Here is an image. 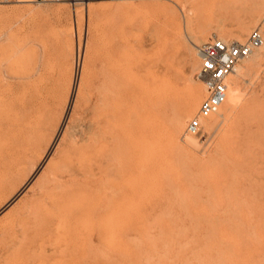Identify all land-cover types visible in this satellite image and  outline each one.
<instances>
[{
    "label": "rangeland",
    "instance_id": "374dc122",
    "mask_svg": "<svg viewBox=\"0 0 264 264\" xmlns=\"http://www.w3.org/2000/svg\"><path fill=\"white\" fill-rule=\"evenodd\" d=\"M92 1L93 3H90L88 5L87 3L81 0L80 2L79 0H44V1L0 0V59H2L0 61L1 63L0 67L3 66L1 67L2 71H0V79L3 81L4 84L5 82L6 84L9 83L8 85H12V83L14 82L15 85L13 86L17 87L19 83V82L17 83L18 78L14 76L15 71L17 70L15 69V67L17 66L18 73L17 75L15 74L16 76H19L22 73H26L29 70H35V72H37V70L43 72L46 71L47 75L50 77L53 84V90H52L53 94H52V103H51L53 105L50 106V109L53 107L52 108L53 112L52 110L49 109L47 116L48 117L50 116L51 118H48L46 116L47 118H45L44 121L45 124L44 123L42 124L44 125L42 128L43 130L40 128L41 130H39L38 133L41 136L38 137L36 136V138L34 139V140L39 139L37 140V144H35L37 148L35 145H34L35 147L33 146V144L36 143V141L33 140L32 142L34 143L32 142L30 143L32 144V146L29 145L28 151H30V149H33L31 147H34V149L33 151H31L32 153L28 151L22 153L28 155L27 157H25V155H21V157L22 156L25 157V158L22 157V159L24 160L20 158V161L22 160V163L18 162L17 166H15L16 168H12L11 171L9 169V172L6 169L5 170L3 169L4 171L0 170V264H77V263L78 264L80 263L81 264L84 263L85 264H188V263L195 264L196 262H197L196 264H202L203 262L206 264L207 260L209 261V262L207 261V263L209 264H212L210 262H213L214 260H216L215 262L218 261L216 264H218L220 261L225 262V260H227V263L230 264H237L238 262H240L238 264H241L244 260L245 261L243 264H248V263L254 264L255 261L257 262L259 261L258 263L264 264L261 263L264 262V245L262 244L264 239L263 236L264 225H262L264 224L263 222L264 212H262V209H264L263 206L264 199H261L262 202H259L260 198L262 197L264 198V183H263L264 182V165H263L264 150L262 149L264 145L263 146L260 145L261 143L264 144L263 141L264 133L262 135L263 140L262 137L260 140L261 143L259 141L260 144L255 143L253 145L255 150L253 149V146L252 148H250L253 150V152L255 151L254 153L252 152V150H251L252 153H249V151L247 150L248 151V152L246 151L247 153L246 152L240 153L239 156L235 155L236 157L231 156V159L227 155L228 148L233 143H235V141L239 140L243 136L242 131L244 132V129H246V126L248 125L249 121L256 119L255 117H257L258 115H262V114L264 115L263 113L264 107L262 106H260L261 108L259 107V105L264 106V104H262L264 103L263 102L264 101L263 98L264 97V93H263L264 92L263 90L264 89V55H261L264 54L263 53L264 46H262L263 48L259 47L261 48L260 50L255 49V52H257L258 55L256 54L255 57L254 56L247 57V59L243 60L244 62L242 61L240 63V65L243 66V68L245 69L242 75L241 76L239 75L240 81L242 80L241 81V87L243 92L242 103L243 104L246 103L248 105L253 106L255 104V100L259 99L258 102L256 101L254 107L251 106L252 108L250 107L251 108L250 109L249 106L247 107V105H245V108L244 109L242 108L244 110L243 111L240 107V105L241 106L243 105L241 103L235 109L236 112L232 114L231 117H233V119H231V117L228 120H222V121L220 120L222 119V117L216 119L212 117L210 119H207L205 122L206 124H204L203 132L200 135L191 136L192 134L191 135L188 134L185 129L187 122L195 114L191 118L186 119L185 128L183 129V131H181L182 133L180 132L175 133L177 134L176 135L177 137L174 136L175 134H173V132H171L172 133L171 135V133L167 131V133L171 137L167 133H165L166 130H168L167 127L169 128L171 127L170 120L163 121L166 122V125L168 123L166 127L164 125L165 123L163 122H161L162 125L160 126L158 125L160 124V121H162L159 120L161 118H159L158 116L161 115L167 103L166 96L168 94L165 93H169V86L171 85V83L175 84L174 81L178 82L179 80L178 86L182 87L183 85L191 81L192 82L196 81L197 85L200 83L201 85H203L202 87L204 88V84L198 78L200 60L199 59L197 60V58H199L197 54V46H199L200 43L202 44L203 42L207 41L209 38L213 36H219L221 38L226 37L225 39H236V37H234V34L237 32V30L241 28L244 29L247 34L246 36H244L242 39L239 40L242 41L246 39L250 31L254 27L260 25L263 21L264 1H259L257 4H253L254 5L253 7H255L254 9L256 8L259 9L257 10L259 11L258 19L256 20L257 22H255V24L253 23L254 25L249 23L248 15L242 13L249 7V4L246 2H242L241 0H226V1L222 0L223 2L220 0H196V1L195 0H173V1L92 0ZM99 3H100L99 8H101L100 10L103 9L100 12L97 9L98 6L96 7V4L98 5ZM104 3L108 5L110 3L112 6L106 5L107 7L106 8ZM92 4H95L93 6H95L96 8L93 7ZM102 4H104V6ZM101 5L106 9L110 7L111 8L106 10L105 8H102ZM170 6H173L174 8L172 7L170 8ZM260 10H262L263 12ZM95 11H98L97 14L96 13L93 14ZM170 11L173 14H170L169 13ZM79 14H81L80 15L82 16L81 18L80 16H78ZM170 15L173 16L176 15V16L173 17ZM168 16L171 18H169ZM164 17L166 19H164ZM77 18H79V20ZM157 18H159L160 20L159 19L157 20ZM172 18L175 20H173ZM159 21L162 23V25L160 24ZM166 21L168 24H166ZM40 22L42 26L39 25ZM169 22L172 23L169 24ZM220 22L225 24L223 25L224 30H221L222 24ZM247 23L250 24L249 25L250 27L246 25ZM35 25L36 26L38 25L37 27L39 28H37ZM204 27L205 28L207 27L206 29L209 30V31L207 30V33L210 32V29L211 32L209 33V35L206 34L207 37L205 36L204 40L198 43L195 42V40L193 39L194 33L198 29ZM245 28L248 30H246ZM222 31L227 36L223 37L224 34L220 35L221 34L220 32ZM62 39L63 42L66 41L64 42L66 44L60 41ZM191 39L192 41H190ZM2 43L4 46L2 45ZM57 45H59L60 48L61 47L62 48L60 49L59 46ZM61 45H65V47L63 48V46ZM66 46L69 48H66ZM189 46L192 47L194 46V50H195L194 53L189 52V50L187 49ZM53 47L55 48V50ZM185 49L187 51H185ZM46 52H51L53 55L51 53H48V56L50 54L51 55L49 56L50 59L52 58V56L54 59L53 58L51 59L52 61H50V63L45 68V70L42 67L38 69L37 64L39 61L37 59V55L40 58L42 54H45ZM34 55L36 56L37 62L33 57ZM189 56H191V60L189 59L190 58ZM12 58H14L15 61ZM33 58L35 61L33 60ZM5 59L7 60L4 61ZM20 59L23 60L20 61ZM251 59H253L252 60L253 62L251 61ZM9 60L10 62L12 61L11 62L12 66L14 65L13 63L17 61L14 67L11 66L12 72L10 71V67L8 65L10 63ZM188 60H190V62ZM196 60L198 62H196ZM2 61H4V63ZM191 61L194 62L191 63ZM33 62L36 63L34 64ZM186 62L189 63L187 64ZM186 64L188 67L185 66ZM248 64H252L251 65L252 67H250V65L247 66ZM120 65H124V67L126 68V72H125L126 75L124 77L125 85L123 86L122 84L121 87H123V89L121 88V90L123 91L125 89L124 87H126L125 90L127 92H125V90L124 92L125 95H127L128 92H130V89H132V95L129 97V99L131 97L132 98L130 100L127 99L126 101L121 97L122 100L121 101L120 97L118 100V97L116 95H110V97L109 98L107 97L106 100L104 101L108 103L111 102L110 104L112 106L111 107L112 109H114L115 106L117 105L116 104L117 101H120L122 105L120 109L123 107L121 110L120 109L118 110L119 113H117L116 116L113 115L112 118H110L111 123H109L108 126L106 127L107 129H105L104 136L103 135L99 136V140L101 138L103 139V137H108L113 139L112 142L110 141L111 144L109 142L108 145L109 146L112 145L115 147H112L111 149V146L110 147L108 146L109 148L105 149L102 154V155L104 154L106 155L107 153L106 157H104L105 155L103 157H104V161L106 159L105 161L106 164L108 162V167L110 169L107 171L104 169L103 170L104 172L102 171L101 173L102 175H100L101 177L98 175V177H96L91 182L92 187L91 186L87 187L81 195L77 197H71L69 198V200L65 198L66 200H68V201L65 200L66 201L65 203L64 199H62L63 198L62 196L65 197L66 194L64 193L65 190L68 189L70 185L72 186L73 182H76L77 180L74 179L73 177L65 176L63 178V181H65L68 186H64L63 189L57 187L52 188V186L50 185L51 184L53 185V183L55 182L53 176L55 175V172L58 170V168L56 169L55 167L56 163L57 162L59 163L61 160L62 162H65L67 164L79 166L81 164H84V162L88 161V155L85 154L83 156V153H81V151H83V149L85 151L88 148V144L90 145L93 143H88V141L82 138L83 137L82 130L91 121L94 115H96L98 112H104V109L103 108L101 109V107H99V104L103 103L102 100L100 99L101 98L100 92H102L103 89L102 87L104 86L106 80L108 81V77H106V72L109 71V73L112 74L114 69ZM126 66H128V69ZM6 67L9 69H7ZM35 67L37 68L35 69ZM248 69H250V73ZM19 70L21 72H19ZM5 72L8 74H5ZM152 72H154V74ZM109 73L107 72V76L109 75ZM158 73L161 74L162 77L164 78L159 77L161 75H159ZM185 74L186 76H184ZM188 74L189 75L193 74V75L190 77ZM10 75L11 76L13 75L14 77L13 76L11 77ZM111 76H113V74ZM154 76L155 78H153ZM234 76L236 75H232L231 77H229L230 83H232L233 80L232 77ZM3 77H5L7 80L9 79V81H5L6 79L5 78L3 79ZM184 77L187 78V81L184 80L185 79ZM149 78H152L153 81L152 79L151 81H149ZM158 78L162 79L160 80L161 83L160 81H158L157 84L159 86H155V85L153 86L152 84H156V82H154L155 79ZM189 78L190 80L191 79L193 80L190 81ZM11 79H13V81ZM163 79L165 81L169 80V82H167V85L166 82L164 83ZM171 81H173L174 83ZM140 82H142L143 83L142 85L144 86H142ZM148 82L150 83L152 82L151 84L152 86L148 85L149 86L148 87L147 84H150ZM182 82H184V84ZM161 84L164 90L163 89L157 90L158 88H162V86H160ZM139 86H142V88ZM146 86L147 89L145 88ZM20 87L21 86H19L18 89L21 90L18 91L16 89L15 93L13 91L6 92L5 90H3L4 93L6 94L0 95L1 97L0 103L2 104L3 102L2 105H5V103L7 104L8 102H12L14 100H17L14 101L16 103L18 102V100H21V97L22 99H24L23 97H26L28 93L25 92L26 90L22 91L24 89ZM202 87L200 86V88ZM139 88H141L142 91H140L141 89ZM148 88L149 90L151 89L152 91H154V93L156 91V94L159 91H161L162 92L161 94L160 92L158 93L160 94V96H162L161 99L154 98L156 96L160 98V96L155 95L154 93H152L151 90H150L151 92H149ZM203 88L201 89V92L203 91L202 93L204 94L202 95L205 96V88L204 90ZM136 89H138L139 91ZM145 89L147 93L145 92ZM133 90L134 93L136 92V95H134ZM252 90L254 91L256 90L258 92L257 93L255 91L257 95L254 94ZM10 92H12L14 97H12L13 95ZM137 92L139 93V96ZM251 92H253V94H250ZM148 93H149V97L151 96L150 98L147 97ZM141 94L142 96H140ZM202 95L201 98L203 99L204 96L202 97ZM163 96H165V99L163 98ZM259 96H261L260 97L261 99L259 98ZM139 97L141 98L144 97V99H140ZM162 98L164 99V101L162 100ZM249 98L250 99L256 98V99L250 100ZM202 99L200 100L202 101ZM245 100H247L248 102H246ZM252 100L254 101V103ZM259 101L261 104L259 103ZM97 106L99 107V109ZM256 107H258V109L259 108L261 109V110L259 109L261 113L258 111ZM111 108L110 111H112ZM146 108L147 111L149 110L148 112L150 113V115L151 113L154 114L153 116L154 118L156 116L155 113L156 110L157 112L156 117L159 118V119L152 118L154 120L150 121L151 126L148 124L149 122H145L147 121V119L152 120L149 119L152 117V115L151 117H148L150 116L149 113L147 111L145 112ZM254 108L255 110H253ZM245 109L248 112L252 110L253 111L250 112L251 114L250 113L248 114ZM245 111H246V115L244 114ZM20 112L21 109L16 108V110L13 111L12 113H8L4 116L0 115V121L2 122V123L0 122V130L4 131L5 133L7 124L4 123L3 121L7 120L8 116H18ZM49 112H52L53 114ZM142 113L145 114V116L147 113L148 114L145 117L143 116ZM128 114L129 115L135 114L136 116L131 115L132 116L131 117ZM138 114H141V116ZM240 115L243 116L245 115L244 116L245 118H243V116ZM249 115H253V116H249ZM139 116L140 118H138ZM135 117L139 119L138 122ZM249 117L251 119H248ZM3 118L5 120H3ZM130 118L136 119L134 124H136V126H139L137 127V129L138 128L140 129V131L138 130L139 134L144 129L141 135L143 134V132L146 131L147 133L149 132L148 136H150L149 138L147 137L148 139L143 138L136 143L137 145L135 146L136 154L134 156L137 155L138 157L133 156L134 158H132L133 168L137 170L135 171L134 169L133 173L135 172L136 174L138 173L139 176L141 175L140 177L138 176L140 179H136L137 175H135L134 173V176L130 175L132 177L127 176L121 180L122 183L123 180L125 182V184L121 183L123 186L124 185L126 186V181L128 184L127 186H130L131 183H134L131 185V186L134 185L136 187L134 189L133 186L134 190L137 189V186L138 187L142 186L141 188L137 189L140 191L137 190L134 191L137 193L139 192V194L137 195V193H135L134 195H136V197L134 196L135 199L133 198V203L132 202L129 203L130 207H132L134 210L132 208L130 209L128 203L124 205L126 209L129 207L127 211H125L126 209L124 208L122 209V213L126 212L127 215L131 212L130 216L133 218V221L129 223L127 222L126 219H123L126 218L125 215L126 213H124L123 214L124 216L122 215L118 217L119 221L122 219L121 222H118V220H116L118 223L115 222L116 226H114L115 223L112 224L111 223L112 220H109L112 218L108 214L104 213L106 215L102 214V216H99L100 218L97 217V219H100L101 222L99 220H96L95 218L94 222L93 220L90 222L86 221L85 224L84 222H82L84 221V219H82L83 215H81V212L82 211L87 212L89 208L91 209L92 206L94 207L96 203L98 204L99 202L102 203L103 201H105L107 199L106 196L114 194L115 190L112 191L114 189L112 182L115 179H113L112 181L110 175H115V177L112 176V178H116L117 175L116 172L114 171L120 169V167H122L123 165L124 166L127 165L126 160H128L129 158H125V155L122 156L123 154L126 153L122 151L120 152V148H121L120 146H122L120 145V143L123 144V146L125 145L123 139L124 141H126L125 138L127 135L125 134L126 133L128 134V131L130 130L129 128L131 127V122H134V119L133 121H131ZM140 119L141 120L143 119L142 120L143 123L142 121H140ZM213 119H215L214 122L216 123V126L210 128L208 127V124L211 123V121L213 122ZM155 120L158 124L155 123ZM47 121L49 122V124ZM128 123L130 124V126L128 125ZM138 123L141 124L139 125ZM145 123L148 126L147 127L145 125L147 130L143 128L145 127L143 126ZM152 124L153 125L157 124L156 126H159L158 129L155 127V125L153 126ZM228 124H230V126H228ZM121 125L124 127H121ZM126 125L127 127L129 126L128 129L127 127H125ZM140 126L143 129H141ZM161 127H164L166 129ZM148 128H151V130L156 128L155 129L156 131L155 130L154 131L155 132L158 131L162 135L160 136V134L157 133L159 135L156 136V133L154 131H151L150 129L148 131ZM224 128H227V130L225 129L226 132L224 131ZM124 129L125 131L127 130V132H124ZM229 129H230V133L228 132ZM232 129L233 131L239 130V132L240 131L241 132L240 133L238 132L237 134L235 131L234 134L233 132H231ZM151 132H153V134L150 135ZM165 134H167L169 137L168 136L165 137ZM7 135L8 133L1 135L0 137L1 147L2 146L7 147V145L9 146V144L12 143L11 138H9ZM121 135H125V136H121ZM152 135L156 136L157 138L151 137ZM121 137L123 138L121 139ZM188 137L195 138L197 142L196 143L190 142ZM178 138L180 140H178ZM231 138H233V140H231ZM149 139H153V141ZM149 141L150 143H148L147 145V142ZM188 144L191 145L189 146ZM139 145L143 146L142 148L144 149V151L148 150V152H145L147 153V157H150L151 155L152 157L154 155H157V160L159 161L162 160L163 162L161 161L158 163V161L154 159L155 158L154 156L153 160L156 161V168H154V166L152 165L154 162L152 161V157L149 158L150 160H147L148 158L145 156L146 154L143 152V150H141V147H139ZM259 145L262 147H260ZM145 146L146 148H144ZM106 150L107 151L109 150L111 152L109 151L105 152ZM138 150L140 152H137ZM216 150L218 151L217 153ZM258 150L260 152H258ZM116 151L117 152L119 151L118 152L119 155ZM261 152L263 153L261 154ZM159 156H161V158L163 159L161 158L159 159L158 158ZM212 156L216 158V161L213 160L215 158L214 157L212 158ZM241 156H243L244 158ZM237 157L239 160L237 159ZM239 157L243 159H240ZM233 159H237V160L234 161ZM124 160L126 161V163ZM138 160L139 161L141 160L143 163L142 162L139 163ZM241 161L244 164L241 163ZM52 162L55 164V166ZM113 162L114 165L111 164ZM217 162H221V163L218 164ZM118 163L120 166L117 165ZM59 164L57 165V167L59 166ZM137 164L138 165L141 164L139 165L140 167L136 168V166H138ZM144 165L145 166L147 165L148 167L147 168L142 167ZM260 165L262 166L260 167ZM226 166L228 168H226ZM252 166L255 167L253 168ZM240 167L242 168L240 169ZM257 167L258 168L260 167L261 169L260 168L258 169ZM255 168L257 169V171ZM236 169L237 171H235ZM141 170L142 172H138ZM149 170L151 171L149 172ZM143 171L146 174H144ZM233 171L237 173L233 174ZM107 172L110 174H108ZM148 173L150 174L147 175ZM223 174L225 175L222 176ZM216 175H218V178ZM144 177L148 182L144 180ZM135 180L137 182H135ZM215 180L218 181V183ZM107 182L108 184H106ZM48 185L49 187H47ZM97 185L100 186L98 187ZM247 187L249 188V191H247L248 190ZM108 188L109 191H107ZM244 188H246L247 190L245 191ZM247 192L248 194H250L251 192H253L254 194L251 193L250 196H247L248 195ZM252 195L255 196V198H257L259 195L258 197L259 199L257 198L258 200L255 199L254 201L253 200L254 197H252ZM102 196L103 197L105 196L104 197L105 199ZM243 196L246 197L244 198ZM60 197H62L61 198L62 200L59 199L60 201H57L58 198ZM100 197L103 200L102 202ZM98 199L100 200L99 202ZM251 200H253V202ZM36 201L39 208L37 204H34L36 203ZM55 201H57V204ZM249 203L250 205L248 206ZM259 203L260 204L263 203L262 206ZM40 204L43 206L41 207ZM48 204H51L52 206L51 205L49 206ZM97 204L96 206H99V204L98 205ZM255 205L258 206L256 207ZM57 206L58 207L61 206V207L58 209ZM83 206L85 209H81L83 208ZM34 207H36L37 209H35ZM53 207L56 208L57 210L54 209L55 211H53L52 210ZM260 207H262V209H260ZM40 208H43L42 210L45 212V215ZM46 208H48V210ZM253 208L254 210H252ZM33 209L34 211L32 212ZM258 209H260L261 212H259ZM132 210L133 213L135 212V214H132ZM235 210L236 211L238 210L239 213L235 212ZM247 210L248 213L246 214ZM49 211L51 212V214ZM34 212H39V213H34ZM83 212L82 214H84ZM40 214L43 216H41ZM72 214L76 215L77 217L73 216ZM241 214H243L246 220L242 217ZM35 215L36 216L40 215V216L34 217ZM247 215H249L248 216L249 219L247 218ZM45 216L47 217V219H45L46 218ZM103 216L104 217L106 216L105 217L106 219ZM234 216L237 218L235 219L230 218ZM39 217L40 219L41 218L43 219L40 220L38 219ZM101 217L104 218L106 221L104 219L102 221ZM75 218H77L76 220L78 221L80 219L79 221L80 224L77 225V223L79 222L76 221ZM134 218L136 223L134 222ZM242 219L244 221H248V220L251 221L250 223H248L249 221L245 222L246 223L245 225L244 221L241 222ZM233 220H235V224H233L234 223ZM230 221L233 222L231 223ZM256 221L259 223L257 224ZM104 222L106 225H100L101 223L103 224ZM127 223L128 225H126ZM93 224L95 225L94 227ZM107 224L109 225L112 224V228L115 227L113 229L116 231L118 230L119 225L121 224L122 227L120 226L121 229L118 230V233H120V236L122 235L123 237H125V238H123L122 236L120 237V239H123L125 242H123V240H120L122 241V243H120L119 241L118 242L119 244H115L116 246H113L111 243L107 242L106 240H100V242H98L99 241L98 235L96 234L94 229L97 228L99 229L101 228V226L102 227L108 226ZM222 224L224 226L226 225L225 226L226 229L229 227V229L231 231L233 230L234 232L228 231L231 232V234L227 233V230L229 229L222 232L223 229H225ZM86 225L89 228H91L90 226H92L93 228H91L88 231ZM131 225L133 228L136 229V231L134 229L135 232L133 231V228L130 229L129 226ZM234 225H236L235 228L231 229L233 228ZM249 225L250 228L246 227ZM124 226L125 227L127 226L126 227L127 231L125 228L126 232L123 229ZM230 226L232 227L230 228ZM239 226L241 227V229ZM80 227L81 228L83 227L84 229L82 228L81 230ZM92 229L93 231H91ZM210 229L212 233L210 232ZM220 229H222V231ZM235 229L239 231H235ZM243 229L244 232L241 233ZM258 229H260L259 232ZM84 230L88 234H86ZM122 230L123 232H120ZM212 230L214 231V233ZM90 231L93 233H91ZM250 231L252 232L250 233ZM220 232L222 234L225 232L227 233V234L225 233V235L223 234L224 236H226L224 240H222L224 236L222 237ZM260 232H262V234ZM235 233L238 236L237 238H239L238 240L236 238ZM258 233H260L259 234L260 236L258 235ZM210 234L211 235L214 234V236L213 235L209 236ZM232 234L233 235L235 234L234 235L235 237L233 236L227 237V235L231 236ZM247 234L248 236L250 235L252 237L251 242L250 240H248L250 239V236L248 238L246 237ZM253 234L260 239L257 240V238L253 236ZM131 235H133L134 237ZM128 237L131 239H129ZM241 237H243V239L245 238L244 240L249 241L250 245H252L255 242H257V245L255 243L252 245L253 246L252 247L250 245H247L249 243L245 241L247 247H249L247 248L245 247L246 245L243 244L244 240ZM90 238H92V241ZM226 238L228 240L234 239L235 245L237 244V241L238 243H240V245L242 242L243 245V246L241 245L242 249L240 250L238 248L239 246L238 244L236 245L237 247L232 244V247L235 249H233L231 246L229 247L232 241L231 240L228 241ZM88 239L90 241H88ZM216 240L218 241L217 243ZM253 240L255 242H253ZM87 241L89 243H87ZM102 241L106 245L108 243L109 247L110 245H112L113 248L116 247L117 249L116 248L112 249L111 248L112 246L108 249V246L106 245H104V247L105 246L106 247L103 248L101 246ZM212 242H213L212 244L213 248L210 245ZM220 243H223L221 244L223 245V247L226 244L228 246L226 245L222 249L221 248L222 246H219ZM86 244L89 245L94 244L90 248L93 247L95 248V246L97 245L96 248L97 249L99 248L98 249L99 251L94 248L91 249L92 251L89 250L90 249L88 248L89 245ZM206 244L209 245L208 248L210 249L211 256L209 255V249L206 250L205 252V249H207ZM258 245L260 247H256ZM202 246H205L204 250ZM85 247H87L86 248L87 252L85 251V249H83ZM228 247H229L228 250L225 249ZM106 248L108 249L109 252L107 251ZM236 248H238L239 250ZM200 249H202V251ZM245 249L246 250L250 249V252L248 250L247 252ZM93 250H95L94 254L89 255L91 257L93 256V258L91 259V257L88 256V254L93 253ZM229 250L231 251L229 252ZM232 250L234 253L236 252L233 255L230 254ZM218 251L220 252L222 251V252L220 253ZM95 253L97 254L99 253V254L97 255ZM102 253L104 255H102ZM195 253H197L196 254L197 258L195 257L196 256ZM219 253L221 254V256ZM248 253L249 254L251 253L250 254L251 256L249 255L250 258L247 257ZM83 254H85V257H83L84 256ZM199 254H201L200 255L201 258L199 257ZM216 254L217 255L219 254L217 256V258H219L218 260L216 258ZM99 255L101 256V258L102 257L103 258L99 259L98 258L100 257ZM208 255L210 257H208ZM222 255L224 256L222 257ZM225 256L226 257L228 256V258H226ZM230 256L232 257V259H234V262L236 260V263L232 261ZM238 256H239V260H237ZM241 256L243 257V259H241L242 258ZM81 257H83V259ZM211 257L212 259L210 261L209 258ZM97 258L99 261L100 260L101 261L100 262L97 261ZM187 258H189L188 260L191 263L185 260ZM222 258H224V260ZM259 258L261 259L258 260ZM81 259L84 261H82ZM85 259L87 260L86 262ZM199 259H202L204 261L202 260L199 261ZM240 259L243 261H240ZM252 259L254 260L257 259V260L252 261ZM79 260H81L82 262L81 261L79 262ZM185 261L187 263H185ZM215 262H213V264H215ZM227 263L225 262L224 264Z\"/></svg>",
    "mask_w": 264,
    "mask_h": 264
},
{
    "label": "bare ground",
    "instance_id": "6f19581e",
    "mask_svg": "<svg viewBox=\"0 0 264 264\" xmlns=\"http://www.w3.org/2000/svg\"><path fill=\"white\" fill-rule=\"evenodd\" d=\"M23 1H26V0H23ZM81 1H83V2H85V3H87L88 5L90 4V3H93V1L92 0H81ZM196 1V0H195ZM220 1H222V0H220ZM226 1V0H225ZM242 2H246V3H248L249 4V7L244 11V12H242V13H244L245 15H248V17H249V23L250 24H255V22H257L256 20L258 19V13H259V11H257V10H259V9H254L255 7H253L254 5L253 4H257L259 1H264V0H241ZM79 2H80V0H79ZM191 2V1H190ZM223 2V1H222ZM101 3V2H100ZM100 3L97 5L96 4V7L98 6V10H99V12L100 11H102V10H100L101 8H99L100 6ZM192 3H194V2H192ZM105 4V3H104ZM104 4H102L103 6H104ZM261 4V3H260ZM259 4V5H260ZM264 4V3H263ZM93 5H95V4H92V6ZM102 5H101V7H102ZM106 5H108V4H105V7H106ZM109 5L110 6H112L110 3H109ZM108 5V6H109ZM89 7V6H88ZM93 7H95V6H93ZM92 7V8H93ZM95 7V8H96ZM105 7H102V8H105ZM174 8L173 6H170V8ZM107 8V7H106ZM105 8V9H106ZM111 8V7H110ZM110 8H108V9H110ZM169 8V7H168ZM108 9H106V10H108ZM263 9V8H262ZM96 10V9H95ZM171 10V9H170ZM264 10V9H263ZM166 11H167V9H166ZM174 11V10H173ZM175 11H176V9H175ZM174 11V12H175ZM260 11H262V10H260ZM91 12V11H90ZM97 12L98 11H95L93 14H97ZM263 12V11H262ZM262 12H260V13H262ZM102 13V12H101ZM101 13H99V14H101ZM170 14H173L171 11L169 12ZM81 14H79L78 16H80ZM166 16H167V14H166ZM170 16H173V15H170ZM174 16H176V15H174ZM173 16V17H174ZM82 16H80V18H81ZM169 17V16H168ZM167 17V18H168ZM178 17V16H177ZM160 18V17H159ZM159 18H157V20L159 19ZM169 18H171V17H169ZM78 20H79V18H77ZM161 19H162V17H161ZM164 19H166L165 17H164ZM173 19V18H172ZM178 19V18H177ZM156 20V21H157ZM160 20V19H159ZM169 20V19H168ZM167 20V21H168ZM173 20H175V19H173ZM172 20V21H173ZM167 21H166V24H168L167 23ZM44 22V21H43ZM160 22V21H159ZM174 22V21H173ZM176 22V21H175ZM247 22V21H246ZM45 23V22H44ZM80 23V22H79ZM172 22H169V24H171ZM221 23V22H220ZM38 24V23H37ZM160 24L162 25V23L160 22ZM165 24V25H166ZM222 24V27H221V30H224V26L223 25H225V24H223V23H221ZM250 24H246V25H250ZM253 24V25H254ZM32 25H33V23H32ZM39 25H41V22H40V24ZM45 25V24H44ZM43 25V26H44ZM245 25V26H246ZM36 26V25H35ZM34 26V27H35ZM38 26V25H37ZM36 26V27H37ZM42 26V25H41ZM45 27V26H44ZM43 27V28H44ZM247 27V26H246ZM250 27V26H249ZM37 28H39V27H37ZM42 28V27H41ZM207 28V27H206ZM205 27L204 28H200V29H198L195 33H194V40H195V42H200V41H202V40H204V37L206 36L207 37V35L206 34H208L209 35V33L211 32V29H210V32L209 33H207V30L208 29H206ZM208 28H210V27H208ZM219 28V27H218ZM220 29V28H219ZM246 29V28H245ZM41 30V29H40ZM216 30V29H215ZM246 30H248V29H246ZM264 30V29H263ZM209 31V30H208ZM219 31V30H218ZM223 32V31H222ZM222 32H220L219 34L220 35H222V34H224V36L223 37H225V36H227L224 32L222 33ZM248 32V31H247ZM64 34V33H63ZM218 34V33H217ZM246 31L244 30V29H239V30H237V32L234 34V37H236V39L238 38V40L239 39H242L244 36H246ZM61 35V34H60ZM59 35V36H60ZM67 36H69V35H67ZM61 37H63V36H61ZM66 37V36H65ZM226 38V37H225ZM232 38V37H231ZM71 40V39H70ZM193 40V41H194ZM245 40V39H244ZM57 41H58V39H57ZM60 41H62L63 42V39L62 40H60ZM59 41V42H60ZM190 41H192V39L190 40ZM243 41V40H242ZM64 42H66V41H64ZM63 42V43H64ZM72 43V42H71ZM192 43V42H191ZM196 43V44H197ZM64 44H66V43H64ZM68 44V43H67ZM201 44V43H200ZM2 45H3V43H2ZM189 45H190V43H189ZM4 46V45H3ZM55 46V45H54ZM57 46H59V45H57ZM56 46V47H57ZM61 46H63V48L65 47V45H61ZM115 46V45H114ZM188 46V45H187ZM262 46H264V45H262ZM261 46V47H262ZM196 47V46H195ZM198 47V46H197ZM54 48V47H53ZM59 48H60V46H59ZM62 48V47H61ZM60 48V49H61ZM66 48H69V47H67L66 46ZM71 48V47H70ZM185 48H186V46H185ZM263 48V47H262ZM56 49H58V48H56ZM188 50H189V52H191V53H194V46L192 47V46H189L188 48H187ZM257 49H261V48H257ZM54 50H55V48H54ZM69 50V49H68ZM52 51H53V49H52ZM51 51V52H52ZM185 51H187L186 49H185ZM51 52H46L45 54H42V56L39 58L38 57V55H37V59H38V64H37V66H38V69L39 68H44V70H45V68L47 67V65L50 63V61H52L51 59L53 58V56H52V58L50 59V57L49 56H51L50 54H49V56H48V53H51ZM191 53H190V55H191ZM264 53V52H263ZM52 54V53H51ZM189 54V53H188ZM198 54V53H197ZM257 54V52H255V50L251 53V55L250 56H254L255 57V55ZM53 55V54H52ZM258 55V54H257ZM261 55H264V54H261ZM187 56V55H186ZM249 56V57H250ZM34 58H35V60H36V56L34 55L33 56ZM190 57V58H189ZM188 58L191 60V56H189ZM194 57V56H193ZM195 57H196V55H195ZM261 57V56H260ZM34 58H33V60H34ZM256 58H258V57H256ZM262 58V57H261ZM13 60H14V58H12ZM16 59V58H15ZM24 59V58H23ZM23 59H20V61L21 60H23ZM54 59V58H53ZM187 59V58H186ZM199 58H197V60H198ZM247 59V58H246ZM248 59H250V58H248ZM255 59V58H254ZM2 59H0V61H1ZM7 59H5L4 61H6ZM34 60V61H35ZM190 60H188L189 62H190ZM196 60V62H198ZM253 59H251V61H252ZM4 61H2L3 63H4ZM15 61V60H14ZM20 61H18V62H20ZM257 61H259V60H257ZM8 62V61H7ZM9 62H10V60H9ZM8 62V63H9ZM12 62V61H11ZM10 62V63H11ZM17 62V61H16ZM15 62V63H16ZM36 62H37V60H36ZM36 62H33L34 64L36 63ZM188 62V63H189ZM192 62H194V61H191V63ZM244 62V61H243ZM253 62V61H252ZM255 62V61H254ZM7 63V64H8ZM8 64L9 65V67H10V71H11V66H12V63L11 64ZM15 63H13L14 65H15ZM187 63V62H186ZM187 63V64H188ZM190 63V64H191ZM247 63V62H246ZM249 63H251V62H249ZM1 64V63H0ZM6 64V63H5ZM187 64L185 65L186 67H188L187 66ZM245 64V63H244ZM4 65V64H3ZM8 65H7V67H8ZM14 65L12 66V67H14ZM192 65V64H191ZM197 65V64H196ZM250 65V67H252L251 65L252 64H248L247 66H249ZM255 65V64H254ZM5 66V65H4ZM35 66V65H34ZM256 66V65H255ZM260 66V65H259ZM1 67H3V66H1ZM0 67V71H2L1 68ZM6 67V68H7ZM127 67V69H128V66H126ZM185 67V68H186ZM194 67V66H193ZM192 67V68H193ZM246 67V66H245ZM258 67V66H257ZM37 67H35V69H36ZM189 68H191V67H189ZM249 68V67H248ZM256 68V67H255ZM7 69H9V68H7ZM15 69H17L18 70V68H17V66L15 67ZM34 69V68H33ZM188 69V68H187ZM254 69V68H253ZM5 70V69H4ZM14 70V69H13ZM17 70L15 71V74L17 75ZM196 70V69H195ZM244 68H243V66H241L240 65V63L237 65V67H236V70H235V74H231L230 75V77L232 76V75H236V76H234V77H232L233 78V80H232V83H230L229 82V88H228V95H227V98H226V101L222 104V106L220 107V109L216 112V113H214V114H212L211 115V117H209L208 119H210V118H219V117H222V119H220L221 121L222 120H228L231 116H232V114L234 113V112H236L235 111V109L242 103V100H243V92H242V87H241V81H240V79H239V75L241 76L242 75V73L244 72ZM249 70V73H250V69H248ZM258 70V69H257ZM9 71V70H8ZM27 71V70H26ZM150 71V70H149ZM188 71H190V70H188ZM193 71V70H192ZM199 71V70H198ZM7 72V71H6ZM5 72V74H8V73H6ZM12 72V71H11ZM19 72H21L20 70H19ZM108 73H109V71H107ZM107 72H106V77H108V81L106 80V82L104 83V86L101 88L102 89V92H100V94H101V100H102V102L103 103H98L99 104V107H101V109L103 108L104 109V112H98L96 115H94V117L91 119V121L85 126V128H83V130H82V132H83V139L84 140H86V141H88V143H93V144H88V148L84 151V149H83V151H81V153H83V156L85 155V154H87L88 155V161L87 162H84V164H81V165H79V166H74V165H70V164H67V163H65V162H62L61 160H60V164L57 162L56 163V166H55V164H54V166L56 167V169L58 168V170L55 172V171H53V170H51V171H53V172H55V175L53 176V179L55 180V182L53 183V185L51 184H49L50 186H52V188L53 187H57V188H60V189H63L64 188V186H68L67 185V183L65 182V181H63V178L65 177V176H69V177H73L74 179H76L77 181L76 182H73V184H72V186L70 185V187H68V189H66L65 190V192L64 193H66L65 194V197L64 196H62V197H60V198H58V200L57 201H60L59 199H64V201L66 200V199H68L69 200V198H71V197H77V196H79V195H81L82 193H83V191L87 188V187H89V186H91L92 185V181L96 178V177H98V175L100 176V175H102L101 173H102V171L105 169L106 171L107 170H109L110 168L108 167V162H107V164H106V159H105V161H104V157H106V155H107V153H106V155L104 156V155H102L103 154V152H104V150L105 149H107V148H109L110 146H111V149H112V147H115V146H112V145H108V143L111 141L112 142V138H108V137H103V139L101 140H99V136H104V132H105V129H107L106 127L108 126V124L109 123H111V120H110V118H112V116L113 115H115L116 116V114L117 113H119V109H120V107L122 106L121 105V103H120V101H117V105L115 106V108L114 109H112L111 107V102L110 103H108V102H104L105 100H106V98L108 97H110V95H116L117 97H118V100H119V97H120V100H121V97H122V99H125L126 101H127V99L128 100H130L129 99V97L132 95V89H130V92H128V94L127 95H125V92H127L125 89H126V87H124L125 89V92H124V90L122 91L121 90V88L123 89V87H121L122 86V84H123V86L125 85L124 84V77H125V75H126V68L124 67V65H120V66H118L117 68H115L114 69V71L112 72V74H113V76H111L112 74L111 73H109V75L112 77H110L109 75L107 76ZM253 72H254V70H253ZM258 72V71H257ZM256 72V73H257ZM2 73V72H1ZM10 73V72H9ZM14 73V72H13ZM153 74H154V72H152ZM190 73H192V72H190ZM189 73V74H190ZM14 74V76L16 77V78H18L17 80V83L19 82L20 83V85H19V83H18V85H17V87L15 86H13V85H15L14 84V82L12 83V85H8V84H6V82H5V84L3 83V81L0 79V95L1 94H6V93H4V91L3 90H5L6 92H9V91H13L14 93H15V90L17 89L18 91L19 90H21V89H18L19 88V86H21L22 87V89H24V90H22V91H25L26 93H28V95L26 96V97H23L24 99H22V97H21V100H18V102H14V101H17V100H14V101H12V102H8L7 104L5 103V105H2L3 104V102H2V104L0 103V115L2 116H4V115H6V114H8V113H12L13 111H15L16 110V108H19V109H21V112H20V114L18 115V116H8L7 117V120H5L4 118H3V120H5V121H3L4 123H6L7 124V128H6V132L5 133H8V137L9 138H11V141H12V143L11 144H9V146L7 145V147H4V146H0V170H7L8 172H9V169H10V171L12 170V168H16L15 166H17V164H18V162L20 163H22V160H24V159H22V157H24V156H22L21 157V155H25V157H27L28 155H26V154H22L23 152H26V151H28V148H29V145H31L32 146V144H30L35 138H36V136L38 137V136H41V135H39L38 133H39V130H41L42 128H43V126L44 125H42L43 123H44V121H45V118H47L48 116H47V113H48V111H49V109H50V106L51 105H53V104H51L52 103V94H53V92H52V90H53V84H52V81H51V79H50V77L47 75V73H46V71H40V70H37V72H35V70H29V71H27L26 73H20L21 75H19V76H16ZM157 74V73H156ZM159 74V73H158ZM188 74V75H189ZM150 75V74H149ZM159 75H161V74H159ZM193 75V74H192ZM192 75H189L190 77L192 76ZM11 76V75H10ZM13 76V75H12ZM11 76V77H12ZM13 76V77H14ZM153 76V75H152ZM184 76H186V74L184 75ZM188 76V77H189ZM1 77H2V75H1ZM10 77V78H11ZM159 77H162V75L161 76H159ZM243 77V76H242ZM5 77H3V79H4ZM15 78V79H16ZM153 78H155V76L153 77ZM162 78H164V77H162ZM167 78V77H166ZM165 78V79H166ZM185 79L184 80H186L187 81V78L186 77H184ZM6 79V78H5ZM151 79L152 78H149V81H151ZM195 79V78H194ZM12 81H13V79H11ZM157 80V81H156ZM160 80H162L161 78H158V79H155V81L154 82H156V84H152V82L150 83V82H148V83H150V84H147V86L149 85H155V86H159L158 84H157V82L158 81H160ZM164 80V79H163ZM171 80V79H170ZM182 80H183V78H182ZM189 80H190V78H189ZM191 80H193V79H191ZM190 80V81H191ZM229 80H230V78H229ZM5 81H9V79L7 80H5ZM152 81H153V79H152ZM181 81V80H180ZM163 82V81H162ZM166 82V85H167V82H169V80L168 81H165L164 80V83ZM171 82H173V81H171ZM170 82V83H171ZM175 82V84H172L171 83V85L169 86V93H165V94H168L166 97V101H167V103H166V107L164 108V110L162 111V113H161V115L160 116H158L159 118H161V119H159V118H157L156 116H157V112H156V110H155V113H156V116H155V118H157V119H159V120H162V121H160V124H158L157 122H156V120H155V123H157L159 126L160 125H162L161 124V122H163V121H167V120H170V125H171V129L169 128V127H167V129L168 130H166V132L165 133H167V131L169 132V133H171V132H173V134H175V133H182L181 131H183V129L185 128V121H186V119H188V118H191L196 112H197V110H198V108H199V106H200V102H201V100L200 99H202L201 98V95L202 94H204V93H202L201 92V89L203 88L202 86L203 85H201L200 83V86L202 87V88H200V86H199V84L197 85V82L195 83V82H189V83H187V84H185V85H181L182 87H180V86H178V82H179V80H178V82L177 81H174ZM173 82V83H174ZM102 83V84H103ZM160 83H161V81H160ZM177 83V84H176ZM183 84H184V82H182ZM102 84H101V86H102ZM140 84L142 85L143 83L142 82H140ZM163 84V83H162ZM162 84L160 85V86H162ZM138 85V84H137ZM151 85V86H152ZM165 85V84H164ZM4 86V87H3ZM142 86H144V85H142ZM142 86H139V87H141L142 88ZM147 86L145 87L146 89H147ZM148 86V87H149ZM168 86H167V88H168ZM20 87V88H21ZM136 88H138V87H136ZM141 88H139V89H141ZM153 88V87H152ZM155 88V87H154ZM156 88H158V87H156ZM166 88V89H167ZM146 89H145V92H146ZM159 89H163V86H162V88H158L157 90H159ZM8 90V91H7ZM136 90H138V89H136ZM135 90V91H136ZM148 90H149V88H148ZM147 90V91H148ZM151 90V89H150ZM149 90V92H151ZM154 90V89H153ZM156 90V89H155ZM164 90V89H163ZM162 90V91H163ZM203 90H204V88H203ZM264 90V89H263ZM3 91V92H2ZM28 91V92H27ZM101 91V90H100ZM139 91V90H138ZM140 91H142V89L140 90ZM168 91V90H167ZM253 92H254V94H256V92L254 91V90H252ZM123 92H124V94H123ZM144 92V93H145ZM160 92V94L162 93L161 91H159ZM158 92V93H159ZM165 92V91H164ZM253 92H251L250 94H253ZM11 94H12V92H10ZM16 93H18V92H16ZM133 93H134V90H133ZM141 93V92H140ZM147 93V92H146ZM145 93V94H146ZM152 93H154V91H152ZM156 94V91H155V95H158V96H160V94ZM258 93V92H257ZM260 93H262V92H260ZM264 93V92H263ZM8 94V93H7ZM137 94H138V96H139V93L137 92ZM2 95V96H3ZM13 95V94H12ZM134 95H136V92L134 93ZM133 95V96H134ZM144 95V94H143ZM152 95V94H151ZM257 95V94H256ZM11 96V95H10ZM140 96H142V94L140 95ZM204 95H202V97H203ZM249 96V95H248ZM250 96H253V95H250ZM262 96V95H261ZM261 96H259V98L261 97ZM12 97H14V95L12 96ZM147 97H149V93H148V95H147ZM151 97V96H150ZM149 97V98H150ZM161 97L162 96H160V98L159 97H154V98H158V99H161ZM247 97V96H246ZM256 97H258V96H256ZM1 98V97H0ZM140 99H144V97L143 98H141V97H139ZM138 98V99H139ZM163 98L165 99V96H163ZM162 98V100L164 101V99ZM248 98V97H247ZM264 98V97H263ZM99 99V100H100ZM148 99V98H147ZM250 99V98H249ZM251 99H253V100H255L256 98H251ZM250 99V100H251ZM261 99V98H260ZM98 100V99H97ZM108 100H110V99H108ZM124 100V101H125ZM150 100V99H149ZM252 100V101H253ZM259 100V99H258ZM258 100H255V104H256V101L258 102ZM263 100V99H262ZM261 100V101H262ZM1 101V100H0ZM122 101V100H121ZM158 101V100H157ZM246 102H248L247 100H245ZM97 102V101H96ZM244 102V101H243ZM264 102V101H263ZM124 103V102H123ZM250 103H251V101H250ZM253 103H254V101H253ZM252 103V104H253ZM259 103H260V101H259ZM148 104V103H147ZM243 104V103H242ZM254 104V105H255ZM261 104V103H260ZM262 104H264V103H262ZM244 105V106H243ZM242 106L240 105V107H241V109L243 108H245V105H247V107L249 106V108L252 106V105H248V104H246V103H244ZM254 105L252 106V107H254ZM150 106V105H149ZM226 106V107H225ZM258 106V105H257ZM260 106H262V107H264L263 105H259V107ZM98 107V106H97ZM99 107H98V109H99ZM151 107V106H150ZM251 107V108H252ZM53 108V107H52ZM50 109V110H52V112H53V109ZM110 108H111V110L112 111H110ZM123 108V107H122ZM121 108V109H122ZM226 108V109H225ZM250 108V109H251ZM257 109H258V107H256ZM261 108V107H260ZM259 108V109H260ZM120 109V110H121ZM148 109H150V108H148ZM180 109H181V111H180ZM239 109V108H238ZM237 109V110H238ZM242 109V110H243ZM247 109V108H246ZM245 109V110H246ZM259 109H258V111H259ZM108 110V111H107ZM249 110V109H248ZM253 110H255V108L253 109ZM252 110V111H253ZM261 110V109H260ZM264 110V109H263ZM98 111V110H97ZM118 111V112H117ZM147 111V108H146V110H145V112ZM149 111V110H148ZM147 111V112H148ZM180 111V112H179ZM244 111V110H243ZM247 111V110H246ZM246 111H245V115H246ZM252 111H250V112H252ZM52 112H49V113H51V114H53ZM121 112V111H120ZM150 112H153V111H150ZM240 112V111H239ZM250 112H248L247 111V113L249 114ZM260 112V111H259ZM263 112V111H262ZM136 113V112H135ZM137 113H139V112H137ZM149 113V112H148ZM147 113V114H148ZM255 113V112H254ZM258 113V112H257ZM261 113V112H260ZM264 113V112H263ZM50 114V115H51ZM130 114V113H129ZM128 114V115H129ZM143 114V113H142ZM147 114H146V116H147ZM179 114V115H178ZM247 114V115H248ZM251 114V113H250ZM253 114V113H252ZM132 115V114H131ZM131 115H129V116H131ZM138 115H140L141 116V114H138ZM149 115H150V113H149ZM151 115H152V117H151ZM151 115L150 116H148V117H151V118H149V119H152V118H154L153 116H154V114H152L151 113ZM177 115V116H176ZM235 115V114H234ZM233 115V116H234ZM244 115V116H245ZM47 116V117H46ZM52 116V115H51ZM132 116H136L135 114H133ZM131 116V117H132ZM140 116L138 117V118H140ZM143 116H145V114H143ZM145 116V117H146ZM240 116H243V115H240ZM243 116V118H245ZM249 116H253V115H249ZM48 118H51L50 116L48 117ZM136 119H137V117H135ZM154 118V119H155ZM243 118H241V119H243ZM256 119H253V120H251V121H249V123H248V125H247V122H246V129H244V132L242 131V133H243V136L239 139V140H237V141H235V143H233L229 148H228V152H227V155L230 157V159H231V156H235V155H238L239 156V154L240 153H243V152H246L247 150L249 151V153H252L253 152V150L252 149H250V148H252V146L255 144V143H259V141L261 140V137H262V135H263V133H264V115L262 114V115H258L257 117H255ZM131 119V121H133V119L134 118H130ZM136 119H134V122H131V127L129 128L130 130L128 131V134L126 133L125 135H127L126 136V141H124V139H123V142H125L124 144V146H123V144H121L120 143V145H122V146H120L121 148H120V152L122 151V152H124V153H126V154H123L122 156H124L125 155V158H129L128 160H126L127 161V165H123L122 167H120V169H117L116 171H114V172H116V175H117V177L116 178H112V176L113 177H115V175H110L111 176V179H112V181H113V179H115L113 182H112V185H113V187H114V189L112 190V191H114L115 190V192H114V194H112V195H108V194H110V193H108L107 195L108 196H106V194H105V196L107 197V199L105 200V201H103L102 199H101V197H100V199H101V202L102 203H100L99 201V199H98V202L100 203H98L99 204V206H96V204H95V206L93 207L92 206V208L90 209L89 207H87V208H89V210L87 211V212H83L84 214H82V212H81V215H83L82 216V219H84V221H82V222H84L85 224H86V221L87 222H90V221H92L93 220V222L95 221L94 219L96 218V220H99L100 221V219H97V217H99V216H102V214L103 215H106V214H108L112 219H109V218H107V219H109V220H112L111 221V223L112 224H114L115 222H117L116 220H118V222H121V220L119 221V218L118 217H120V216H122L124 213H126V212H124V213H122V209L124 208V209H126L125 208V204H129V203H133V198H134V196L136 197V195H134L135 193H137V192H134V191H136L137 189H139V188H141L142 186H140V187H138L137 186V189L136 190H134L136 187L134 186V189H133V186H131L132 184H134V183H131V185L130 186H127L128 184H127V181H126V186L124 187L122 184L124 183L125 184V182H124V180H123V183L121 182V180L123 179V178H125V177H127V176H130V175H132V176H134V173H133V171H134V169L135 168H133V164H132V158H134V157H136V156H134L136 153H135V146H137L136 145V143L137 142H139L141 139H143V138H149L150 136H148V133L145 131V132H143V134L141 135V133H142V131L144 130L143 128H145V130H147L146 129V123L143 125V126H145V127H141L140 126V128L141 129H143L141 132H140V134H139V131H140V129L138 128L137 129V127H139V126H136V124H134L135 123V120ZM154 119H152V120H148L147 119V121H145V122H149L148 124L151 126V124H150V121H153ZM215 119H213V122L211 121V123H209L208 124V127H210V128H213L214 126H216V123L214 122V120ZM231 119H233V117H231ZM230 119V120H231ZM248 119H251L250 117L248 118ZM47 120V119H46ZM110 120V121H109ZM138 120L139 119H137V122H138ZM143 120V119H142ZM141 119H140V121H142ZM207 120V119H206ZM206 120L204 121V124H206L205 122H206ZM158 121V120H157ZM171 121H172V123H171ZM245 121H246V119H245ZM1 122V121H0ZM48 122V121H47ZM47 122H46V124H47ZM209 122V121H208ZM230 122V121H229ZM2 123V122H1ZM142 123H143V121H142ZM151 123H153V122H151ZM163 123H165L164 125H165V127L168 125V123H167V125H166V122H163ZM221 123V122H220ZM231 123V122H230ZM243 123H245V122H243ZM45 124V123H44ZM48 124H49V122H48ZM139 124V123H138ZM141 124V123H140ZM139 124V125H140ZM156 124V125H157ZM110 125H112V124H110ZM125 125V124H124ZM128 125L130 126V124L128 123ZM153 125V124H152ZM155 125V124H154ZM153 125V126H154ZM155 125V127L158 129V127L159 126H156ZM163 125V126H164ZM169 125V126H170ZM46 126V125H45ZM128 126V127H129ZM149 126V127H150ZM228 126H230V124H228ZM121 127H124V126H122L121 125ZM125 127H127V125L125 126ZM128 127H127V129H128ZM148 127V126H147ZM227 127V126H226ZM41 128V129H40ZM151 128H153V127H151ZM151 128H148V131H149V129L151 130ZM156 128H154V129H152L151 131H154ZM161 128H164V127H161ZM160 128V129H161ZM164 129H166V128H164ZM163 129V130H164ZM186 129V128H185ZM227 130V128H224V131L226 132V130ZM236 129V128H235ZM43 130V129H42ZM139 130V131H138ZM162 130V129H161ZM160 130V131H161ZM171 130V131H170ZM237 130V129H236ZM235 130V131H236ZM156 131V130H155ZM154 131V132H155ZM235 131H233V129H232V131L231 132H235ZM42 132V131H41ZM124 132H127V130L125 131V129H124ZM229 133H230V129H229V131H228ZM238 132H239V130L238 131H236V133L238 134ZM241 132V131H240ZM239 132V133H240ZM4 133V131H2V130H0V137H1V135H3V134H5ZM13 133V134H12ZM123 133V132H122ZM156 133V136L157 135H159L160 134V136L162 135L161 133H159L158 131L157 132H155ZM154 133V134H155ZM157 133H159V134H157ZM214 133V132H213ZM222 133V132H221ZM232 133V134H233ZM41 134V133H40ZM151 134H153V132H151L150 133V135ZM168 134V133H167ZM167 134H165V137L166 136H168ZM235 134V133H234ZM11 135H12V137H11ZM125 135H121V136H125ZM140 135H141V137H140ZM164 135V134H163ZM171 135H172V133H171ZM177 134H175L174 136H176ZM181 135V134H180ZM191 135V134H190ZM221 135V134H220ZM223 135V134H222ZM225 135V134H224ZM156 136H151V137H156ZM170 136V135H169ZM168 136V137H169ZM191 136H193V135H191ZM264 136V135H263ZM54 137V136H53ZM119 137V136H118ZM171 137V136H170ZM177 137V136H176ZM175 137V138H176ZM186 137H187V135H186ZM123 137H121V139H122ZM147 138V139H148ZM157 138V137H156ZM159 138H161V137H159ZM163 138V137H162ZM154 139V138H153ZM153 139H149V140H152L153 141ZM186 139V138H185ZM188 139H189V141L190 142H192V143H196L197 142V140L195 139V138H193V137H188ZM37 140H39V139H37ZM37 140H34V141H36V143H34V142H32V143H34L33 144V146L35 145V144H37ZM156 140H158V139H156ZM178 140H180L179 138H178ZM229 140V139H228ZM231 140H233V138H231ZM262 140H263V137H262ZM10 141V142H11ZM142 141H144V140H142ZM183 141V140H182ZM225 141V140H224ZM264 141V140H263ZM262 141V142H263ZM94 142H96V143H94ZM111 142H110V144H111ZM122 142V141H121ZM122 142V143H123ZM230 142V141H229ZM145 143H146V141H145ZM148 143H150V141L149 142H147V145H148ZM225 143V142H224ZM228 143V142H227ZM226 143V144H227ZM260 143H261V141H260ZM259 143V144H260ZM144 144V143H143ZM142 144V145H143ZM142 145H139V147H141V150H143V152L145 153V152H148V150H146V151H144V149L142 148L143 146ZM189 145V144H188ZM191 145V144H190ZM189 145V146H190ZM260 145H264L263 143H261ZM259 145V146H260ZM36 146V145H35ZM34 146V147H35ZM109 146V147H108ZM119 146V145H118ZM262 146H260V147H262ZM34 147H31V148H33L34 149ZM218 147V146H217ZM222 147V146H221ZM225 147H226V145H225ZM36 148H37V146H36ZM137 148V147H136ZM144 148H146V146L144 147ZM257 148H259V147H257ZM33 149H30V151H28V152H31V151H33ZM138 149V148H137ZM136 149V150H137ZM149 149V148H148ZM218 149V148H217ZM222 149V148H221ZM253 149H254V146H253ZM261 149V148H260ZM263 150H264V146H263V148H262ZM261 149V150H262ZM116 150V149H115ZM140 150V149H139ZM137 151V152H140V151ZM151 150V149H150ZM219 150V149H218ZM251 150H252V152H251ZM255 150V149H254ZM262 150V151H263ZM35 151H36V149H35ZM109 151V150H108ZM107 150L105 151V152H108ZM215 151V150H214ZM222 151V150H221ZM247 151V152H248ZM256 151H257V149H256ZM109 152H111V151H109ZM114 152V151H113ZM117 152V151H116ZM119 152V151H118ZM117 152V153H118ZM218 151L216 150V153H217ZM226 152V151H225ZM246 152V153H247ZM255 152V151H254ZM253 152V153H254ZM258 152H260L259 150H258ZM257 152V153H258ZM32 153V152H31ZM216 153H215V155H216ZM222 153V152H221ZM263 152H261V154H262ZM139 154V153H138ZM146 154V155H145ZM144 155L147 157V153H145ZM214 154V153H213ZM212 154V155H213ZM260 154V153H259ZM113 155V154H112ZM118 155H119V153H118ZM117 155V156H118ZM141 155H142V153H141ZM143 155V156H144ZM214 155V156H215ZM218 155H219V153H218ZM224 155V154H223ZM257 155V154H256ZM264 155V154H263ZM262 155V156H263ZM104 156V157H103ZM109 156H110V154H109ZM116 156V155H115ZM134 156V157H133ZM140 156V155H139ZM144 156V157H145ZM155 156V158L154 159H156L157 160V155H154ZM153 156V157H154ZM214 156H212V158L214 157ZM225 156V155H224ZM24 157V158H25ZM108 157V156H107ZM138 157V156H137ZM145 157V158H146ZM150 157H152V155L150 156ZM150 157H147L148 159L147 160H150L149 158ZM153 157H152V161H154L155 162V164H154V162H153V166H154V168H156V161L155 160H153ZM163 157V156H162ZM236 157V156H235ZM234 157V158H235ZM241 157H243V156H241ZM261 157V156H260ZM20 158L22 159L21 161H20ZM122 158V157H121ZM141 158V157H140ZM144 158V159H145ZM159 159L161 158V156H159L158 157ZM215 158V157H214ZM240 158V157H239ZM244 158V157H243ZM243 158H240V159H243ZM262 158V157H261ZM144 159H143V161H144ZM161 159H163V158H161ZM222 159H223V156H222ZM222 159H220V160H222ZM227 159H228V157H227ZM237 159H238V157H237ZM237 159H233L234 161L235 160H237ZM248 159V158H247ZM113 160H114V158H113ZM116 160V159H115ZM122 160V159H121ZM124 160V161H125ZM135 160V159H134ZM146 160V159H145ZM214 161H216V158L215 159H213ZM232 160V161H233ZM239 160V159H238ZM260 160V159H259ZM264 160V159H263ZM107 161H108V158H107ZM123 161V160H122ZM126 161H125V163H126ZM139 161V160H138ZM158 161V163L159 162H161L162 160H157ZM226 161V160H225ZM243 161V160H242ZM241 161V163H243ZM116 162V161H115ZM117 162H118V160H117ZM120 162V161H119ZM140 162H142L141 160L139 161V163ZM146 162H149V161H146ZM163 162V161H162ZM251 162V161H250ZM264 162V161H263ZM122 163V162H121ZM124 163V164H125ZM133 163H135V162H133ZM143 163V162H142ZM152 163V162H151ZM157 163V164H158ZM218 164H220L221 162H217ZM223 163V162H222ZM230 163V162H229ZM231 163H234V162H231ZM240 163V164H241ZM52 164V165H53ZM59 164V166L57 167V165ZM112 165H114V162L113 163H111ZM145 164H148V163H145ZM224 164V163H223ZM236 164V163H235ZM244 164V163H243ZM257 164V163H256ZM21 165V164H20ZM52 165H50V166H52ZM117 165H119V163L117 164ZM138 165V164H137ZM139 165H141V164H139ZM136 166V168L137 167H140V166ZM151 165V164H150ZM151 165V166H152ZM159 165V164H158ZM222 165V164H221ZM225 165V164H224ZM264 165V164H263ZM105 166V167H104ZM120 166V165H119ZM238 166H240V165H238ZM242 166H244V165H242ZM245 166H247V165H245ZM250 166V165H249ZM262 165H260V167H261ZM55 167H54V169H55ZM111 167H113V166H111ZM142 167H148L147 165L145 166H142ZM230 167V166H229ZM233 167V166H232ZM251 167V166H250ZM253 168L255 167V166H252ZM259 167V168H260ZM51 168V167H50ZM151 168V167H150ZM153 168V169H154ZM226 168H228L227 166H226ZM242 167H240V169H241ZM258 168V167H257ZM258 168V169H259ZM263 168V167H262ZM114 169V168H113ZM138 169H141V168H138ZM229 169H231V168H229ZM251 169V168H250ZM249 169V170H250ZM256 169V168H255ZM261 169V168H260ZM3 170V171H4ZM14 170V169H13ZM105 171V172H106ZM135 171H137L136 169H135ZM148 171V170H147ZM151 170H149V172H150ZM232 171V170H231ZM235 171H237V169L235 170ZM235 171H233V174H235V173H237V172H235ZM246 171V170H245ZM256 171H257V169H256ZM104 172V171H103ZM138 172H142V170L141 171H138ZM108 173V172H107ZM133 173V174H132ZM143 173L144 174H146L144 171H143ZM142 173V174H143ZM223 173V172H222ZM255 173V172H254ZM104 174V173H103ZM106 174V173H105ZM108 174H110V173H108ZM141 174V173H140ZM150 173H148L147 175H149ZM232 174V175H233ZM247 174V173H246ZM256 174V173H255ZM262 174V173H261ZM135 175H137V178L136 179H140L139 177L141 176H139V174L137 173H135ZM147 175H145V176H147ZM225 174H223L222 176H224ZM251 175H252V173H251ZM109 176V175H108ZM107 176V177H108ZM132 176H130V177H132ZM139 176V177H138ZM142 176H144V175H142ZM217 176V178H218V175H216ZM234 176V175H233ZM255 176V175H254ZM101 177V176H100ZM136 177V176H135ZM149 177V176H148ZM147 177V178H148ZM226 177V176H225ZM109 178V177H108ZM107 178V179H108ZM134 178V177H133ZM143 178V177H142ZM220 178V177H219ZM253 178V177H252ZM251 178V179H252ZM261 178V177H260ZM131 179V178H130ZM135 179V178H134ZM222 179V178H221ZM220 179V180H221ZM141 180H143V179H141ZM144 180H146L145 179V177H144ZM216 180H219V179H216ZM215 180V181H216ZM253 180V179H252ZM260 180V179H259ZM111 181V180H110ZM129 181V180H128ZM134 181V180H133ZM147 181V180H146ZM251 181V180H250ZM261 181V180H260ZM135 182H137L136 180H135ZM143 182V181H142ZM148 182V181H147ZM217 183H218V181H216ZM111 183V182H110ZM122 183V184H121ZM255 183V182H254ZM264 183V182H263ZM94 184V183H93ZM106 184H108V182L106 183ZM144 184V183H143ZM147 184V183H146ZM250 184V183H249ZM256 184V183H255ZM49 185L47 186V187H49ZM138 185V184H137ZM141 185H142V183H141ZM145 185V184H144ZM248 185V184H247ZM251 185V184H250ZM98 186V185H97ZM100 186V185H99ZM98 186V187H99ZM237 186V185H236ZM243 186V185H242ZM258 186V185H257ZM92 187V186H91ZM107 187V186H106ZM110 187V186H109ZM212 187V186H211ZM239 187V186H238ZM260 187V186H259ZM262 187V186H261ZM46 188V187H45ZM236 188V187H235ZM248 188V187H247ZM176 189V188H175ZM245 189V191L247 190L246 188H244ZM107 191H109V188H108V190ZM137 191H140V190H137ZM244 191V192H245ZM247 191H249V188H248V190ZM259 192V191H258ZM261 192V191H260ZM263 192V191H262ZM241 193V192H240ZM251 193H253V192H251ZM250 193V194H251ZM139 194V192L137 193V195ZM247 194H248V192H247ZM250 194H248L247 196H250ZM254 194V193H253ZM63 195V194H62ZM240 195V194H239ZM104 196V197H105ZM103 197V196H102ZM103 197V198H104ZM244 198L246 197V196H243ZM252 197H254L253 198V200L255 201V199H257L258 197H259V195H258V197L257 198H255V196H253L252 195ZM251 197V198H252ZM66 198V199H65ZM61 199V200H62ZM105 199V198H104ZM135 199V198H134ZM243 199V198H242ZM248 199H250V198H248ZM259 199V198H258ZM257 199V200H258ZM261 199H264L263 197L262 198H260V201L259 202H262L261 201ZM68 200H66V201H68ZM247 200V199H246ZM253 200H251L252 202H253ZM57 201H55L56 202V204H57ZM66 201H65V203H66ZM96 201H97V199H96ZM243 201V200H242ZM55 202H54V204H55ZM247 202V201H246ZM250 202V201H249ZM258 202V201H257ZM257 202H256V204H257ZM39 203V202H38ZM62 203V202H61ZM61 203H59V204H61ZM135 203V202H134ZM34 204H37V201H36V203H34ZM64 204V203H63ZM87 204V203H86ZM97 204V205H98ZM182 204V203H181ZM185 204V203H184ZM183 204V205H184ZM241 204V203H240ZM246 204V203H245ZM260 204V203H259ZM263 204V203H262ZM262 204H260L261 206H262ZM41 205V204H40ZM49 206L51 205V204H48ZM47 205V206H48ZM65 205V204H64ZM85 205V204H84ZM89 205V204H88ZM132 205V204H131ZM186 205V204H185ZM250 205V203L248 204V206ZM252 205V204H251ZM254 205V204H253ZM36 206V205H35ZM37 206H38V204H37ZM43 205H41V207H42ZM52 206V205H51ZM62 206V205H61ZM60 206V207H61ZM87 206V205H86ZM90 206V205H89ZM133 206V205H132ZM256 206V205H255ZM258 206V205H257ZM256 206V207H257ZM264 206V205H263ZM55 207V206H54ZM53 207V211H55L54 209H56V208H54ZM58 207V206H57ZM60 207H58V209L60 208ZM128 207V206H127ZM129 207H130V204H129ZM128 207V208H129ZM254 207V206H253ZM35 209H37L36 207H34ZM38 208H39V206H38ZM45 208V207H44ZM50 208V207H49ZM86 208V209H87ZM127 208V209H128ZM132 207H130V209H131ZM250 208V207H249ZM41 210L43 209V208H40ZM47 210H48V208H46ZM51 209V208H50ZM81 209H85L84 208V206H83V208H81ZM127 209L125 210V211H127ZM133 209V208H132ZM248 209V208H247ZM251 209V208H250ZM260 209H262V207H260ZM260 209H258L259 210V212H261L260 211ZM41 210H39V211H41ZM57 210V209H56ZM134 210V209H133ZM133 210H132V214H135V212L133 213ZM246 210V209H245ZM252 210H254V208L252 209ZM264 209H262V212H264L263 211ZM34 211V209L32 210V212ZM36 211V210H35ZM43 211V210H42ZM52 211V212H53ZM85 211V210H84ZM129 211V210H128ZM131 211V210H130ZM255 211H256V208H255ZM50 212V211H49ZM235 212H237V213H239V211L237 210H235ZM34 213H39V212H34ZM43 213H44V215H45V212L43 211ZM48 213V212H47ZM46 213V214H47ZM104 213H106V214H104ZM110 213V214H109ZM131 213V212H130ZM130 213L127 215V213L125 214L126 215V218H123V219H126L127 220V222H131V221H133V218L130 216ZM245 213V212H244ZM248 213V210L246 211V214ZM250 213V212H249ZM50 214H51V212H50ZM76 214V213H75ZM80 214V213H79ZM78 214V215H79ZM235 214V213H234ZM233 214V215H234ZM261 214V213H260ZM41 215V214H40ZM40 215H38V216H40ZM73 216H76V215H74V214H72ZM107 215V216H108ZM240 215V214H239ZM238 215V216H239ZM242 215V217L244 218V216H243V214H241ZM245 215V214H244ZM38 216H34V217H38ZM41 216H43V215H41ZM47 216V215H46ZM45 216V217H46ZM108 216V217H109ZM124 216V215H123ZM237 216V215H236ZM246 216V215H245ZM248 216L249 215H247V218H248ZM260 216V215H259ZM48 217V216H47ZM47 217L45 218V219H47ZM77 217V216H76ZM81 217V216H80ZM104 217V216H103ZM106 217V216H105ZM104 217V218H105ZM256 217V216H255ZM258 217V216H257ZM32 218H33V215H32ZM100 218V217H99ZM104 218H102L101 217V219H102V221H103V219ZM231 219H235V218H237V217H230ZM38 219H40V217L38 218ZM38 219H37V221H38ZM41 219H43V218H41ZM40 219V220H41ZM44 219V220H45ZM77 218H75V220H76ZM106 219V218H105ZM104 219V220H105ZM230 219V220H231ZM239 219V218H238ZM245 219V218H244ZM249 219V218H248ZM247 219V220H248ZM251 219V218H250ZM263 219V218H262ZM108 220V221H109ZM125 220V221H126ZM240 220V219H239ZM246 220V219H245ZM257 220H259V219H257ZM34 221H35V219H34ZM43 221V220H42ZM76 221H78V220H76ZM79 221H80V219H79ZM78 221V222H79ZM106 221V220H105ZM225 221V220H224ZM234 221V223L233 224H235V220H233ZM232 221V222H233ZM244 220L242 219L241 220V222H243ZM249 221V220H248ZM248 221H244V224L246 225V223L245 222H248ZM251 221V220H250ZM250 221L248 222V223H250ZM262 221V220H261ZM97 222V221H96ZM95 222V223H96ZM101 222V221H100ZM117 222V223H118ZM124 222V221H123ZM134 222H135V218H134ZM228 222V221H227ZM226 222V223H227ZM231 222V221H230ZM231 222V223H232ZM238 222H240V221H238ZM257 222V221H256ZM264 222V221H263ZM107 223V222H106ZM110 223V222H109ZM136 223V222H135ZM134 223V224H135ZM223 223V222H222ZM259 222H257V224H258ZM78 224H80V222L79 223H77V225ZM82 224V223H81ZM98 224V223H97ZM112 224L111 225H109V224H107L108 226H101V228H97V229H94L95 230V232H96V234L98 235V242H100V240H106L107 242H109V243H111L113 246H116L115 244H119L118 242L120 241V240H123V239H120V237L122 236H120V233H118V230L119 229H121V227H122V225L120 224L119 225V228H118V230L116 231V230H114L113 228H115V227H113L112 228ZM219 224H221V223H219ZM218 224V225H219ZM224 224V223H223ZM222 224V225H223ZM236 224H238V223H236ZM83 225V224H82ZM87 225H88V223H87ZM86 225V226H87ZM100 225H106L105 224V222L102 224H100ZM100 225H99V227H100ZM125 225V224H124ZM126 225H128V223L126 224ZM221 225V226H222ZM254 225V224H253ZM262 225H264V224H262ZM31 226V225H30ZM95 225L93 224V227H94ZM114 226H116V223H115V225ZM117 226H118V224H117ZM121 226V227H120ZM135 226V225H134ZM224 226V225H223ZM226 226V225H225ZM225 226H224V228H225ZM235 226L236 225H234L233 226V228H231L232 226H230V228L231 229H234L235 228ZM238 226V225H237ZM243 226V225H242ZM91 228H93L92 226H90ZM97 227V226H96ZM95 227V228H96ZM127 227V226H126ZM125 226L123 227V229H124V231H125V228H126ZM130 227V229L131 228H133L132 227V225L131 226H129ZM240 227V226H239ZM246 227H249L250 228V225L249 226H246ZM254 227V226H253ZM256 227H258V226H256ZM264 227V226H263ZM262 227V228H263ZM81 228V227H80ZM83 228V227H82ZM82 228H81V230H82ZM86 228V227H85ZM91 228H89L88 226H87V229H88V231L91 229ZM217 228H219V227H217ZM242 228H245V227H242ZM78 229H79V227H78ZM84 229V228H83ZM134 229L135 228H133V231H134ZM216 229V228H215ZM227 229H229V227L227 228ZM226 228L225 229H223V231H222V229H220L222 232H224L225 230H227ZM237 229H238V227H237ZM240 229H241V227H240ZM248 229V228H247ZM253 229V228H252ZM81 230H80V232H81ZM86 230V229H85ZM84 230V231H85ZM251 230V229H250ZM254 230V229H253ZM259 230L260 229H258V232H259ZM91 231H93V229L91 230ZM90 231V232H91ZM126 231H127V228H126ZM125 231V232H126ZM128 231H130V230H128ZM135 231H136V229H135ZM134 231V232H135ZM213 231V230H212ZM228 231H231L230 229L229 230H227V233H230L231 234V232L233 231H231V232H228ZM235 231H239V230H236L235 229ZM249 231V230H248ZM248 231H245V232H248ZM262 231V230H261ZM89 232V233H90ZM120 232H123V230L122 231H120ZM210 232H211V229H210ZM234 232V231H233ZM244 232V229H243V231L241 232V233H243ZM252 231H250V233H251ZM264 232V231H263ZM85 233H86V231H85ZM91 233H93V232H91ZM212 233V232H211ZM213 233H214V231H213ZM221 233V232H220ZM226 233V232H225ZM225 233H223L224 235H225ZM226 233V234H227ZM237 233V232H236ZM235 233V234H236ZM239 233V232H238ZM256 233H257V231H256ZM261 234H262V232H260ZM260 233H258V235L260 234ZM83 234V233H82ZM86 234H88V233H86ZM85 234V235H86ZM219 234V233H218ZM222 233H221V236L223 237L224 235H223ZM234 234V235H235ZM108 235V236H107ZM124 235H125V233H124ZM134 235V234H133ZM133 235H131V236H133ZM213 236H214V234H212ZM211 234L209 235V236H212ZM220 235V234H219ZM218 235V236H219ZM233 234L230 236V235H227V237L229 236V237H235ZM239 235V234H238ZM92 236V235H91ZM128 236H130V235H128ZM216 236H217V234H216ZM250 236V235H249ZM248 236V234H247V238L249 237ZM253 236H255L254 234H253ZM260 236V235H259ZM263 236H264V233H263ZM87 237H88V235H87ZM90 237V236H89ZM94 237V236H93ZM123 237V236H122ZM134 237V236H133ZM225 237L226 236H224V238H222V240H224L225 239ZM238 236H237V234H236V238H237ZM244 237V236H243ZM243 237H241L242 239H243ZM256 238H257V236H255ZM123 238H125V237H123ZM129 238V237H128ZM246 238V239H247ZM91 239V241H92V238H90ZM126 239H127V237H126ZM129 239H131V238H129ZM212 239H213V237H212ZM214 239H215V237H214ZM216 239H217V237H216ZM227 239V238H226ZM239 238H237V240H238ZM245 239V238H244ZM243 239V240H244ZM252 239V237L250 236V239H248V240H250V242L252 241L251 240ZM260 238H257V240H259ZM86 240H87V238H86ZM228 240V239H227ZM227 240H226V242H227ZM231 240V239H230ZM230 240H228V241H230ZM236 240V239H235ZM88 241H90L89 239H88ZM87 241V243H89ZM97 241V240H96ZM105 241V242H106ZM232 242L230 243L231 245H229V247L231 246L232 247V244L233 245H235V242H234V239L233 240H231ZM245 241H247V240H244L243 241V244L244 245H246V243H245ZM255 241H256V239H255ZM254 240H253V242H255ZM123 242H125L124 240H123ZM218 241L216 240V243H217ZM225 242V243H226ZM234 242V243H233ZM240 242V241H239ZM248 243H249V241H247ZM260 242V241H259ZM93 243V242H92ZM95 243V242H94ZM120 243H122V241H120ZM256 243V245H257V242H255ZM255 243H253V244H255ZM96 244V243H95ZM100 244V243H99ZM103 244V245H102ZM102 244H101V246L103 247V248H105L106 246H108L109 244L107 243V245L106 244H104L103 243V241H102ZM204 244V243H203ZM209 244V243H208ZM208 244H206V248L207 249H205L204 247L205 246H202V248H203V250L205 249V252H206V250H208L209 248H208ZM212 244H213V242L210 244L211 246H212ZM214 244H215V242H214ZM221 244H223V243H220L219 244V246H222L221 248L223 249L224 247H223V245H221ZM237 244L240 246H238V248L241 250L242 248H241V245H242V242H241V245H240V243H238V241H237ZM236 244V245H237ZM252 244V245H253ZM263 245H264V239H263V243H262ZM86 245H89V244H86ZM94 244H90L89 246H88V248H90L91 246H93ZM104 245H106L105 247H104ZM112 245H110V247L112 246ZM235 245V246H236ZM247 245H250V243L249 244H247ZM247 245L245 246V247H247ZM252 245H250V246H252ZM97 246V245H96ZM96 246H95V248L94 249H97L96 248ZM113 246L111 247L112 249H115V248H113ZM119 246V245H118ZM228 246V245H227ZM243 246V245H242ZM98 247H100V246H98ZM109 246H108V249L110 248ZM229 247L228 248H225V249H229ZM237 247V246H236ZM253 247V246H252ZM256 247H260L259 245L258 246H256ZM86 248L87 247H85V248H83V249H85V251H86ZM93 248H90L89 250H91V249H93ZM211 248V247H210ZM212 248H213V246H212ZM216 248V247H215ZM214 248V249H215ZM217 248H218V245H217ZM220 248V247H219ZM233 248V247H232ZM231 248V249H232ZM238 248H236V249H238ZM247 248H249V247H247ZM262 248V247H261ZM260 248V249H261ZM83 249H81V250H83ZM99 249V248H98ZM97 249V250H98ZM102 249V248H101ZM100 249V250H101ZM107 249V248H106ZM108 249H107V251H108ZM112 249H110V250H112ZM117 249V248H116ZM233 249H235V248H233ZM238 249V250H239ZM255 249V248H254ZM258 249V248H257ZM96 250V251H97ZM201 251H202V249H200ZM200 250H199V252H200ZM216 250H218V249H216ZM221 250V249H220ZM226 250V251H227ZM237 250V251H238ZM246 250V249H245ZM249 252H250V249H247ZM246 250V251H247ZM259 250V249H258ZM92 251V250H91ZM94 251L95 250H93V253H91V254H88V256L89 255H92V254H94ZM99 251V250H98ZM104 251V250H103ZM106 251V252H107ZM231 250H229V252H230ZM236 251V250H235ZM247 251V252H248ZM84 252V251H83ZM87 252V251H86ZM105 252V253H106ZM109 252V251H108ZM218 252H220V251H218ZM222 252V251H221ZM220 252V253H221ZM228 252V253H229ZM245 252V251H244ZM85 253V252H84ZM104 253V252H103ZM102 253V255H104ZM219 253V254H220ZM236 253V252H235ZM234 252H233V250H232V252L230 253V254H235ZM87 254V253H86ZM95 254H97V253H95ZM99 254V253H98ZM97 254V255H98ZM109 254V253H108ZM197 253H195V255H196ZM208 254V253H207ZM211 253H210V249H209V255H210ZM218 254V255H219ZM229 254V255H230ZM240 254V253H239ZM251 254V253H250ZM249 253H248V256L247 257H249L250 258V255ZM84 256L83 257H85V254H83ZM96 255V256H97ZM101 255V254H100ZM99 255V256H100ZM101 255V256H102ZM107 255V254H106ZM200 255L201 254H199V257H200ZM208 255V257H210ZM217 254H216V258H217V256H218ZM237 255V254H236ZM241 255V254H240ZM250 255V256H249ZM81 256H82V253H81ZM101 256L100 257H98L99 259L101 258ZM203 256H204V254H203ZM220 256H221V254H220ZM219 256V257H220ZM224 255H222V257H223ZM245 256V255H244ZM83 257H81L82 259H83ZM89 257H91V256H89ZM88 257V258H89ZM94 257H95V255H94ZM196 258H197V255L195 256ZM207 257V256H206ZM213 257V256H212ZM212 257L211 258H209L210 259V261H211V259H212ZM226 257V256H225ZM224 257V258H225ZM242 257V256H241ZM259 257V256H258ZM261 257V256H260ZM87 258V259H88ZM93 258V256L91 257V259ZM98 258H97V261H99L98 260ZM103 258V257H102ZM101 258V259H102ZM201 258V257H200ZM205 258V257H204ZM224 258H222L223 260H224ZM226 258H228V256L226 257ZM225 258V259H226ZM230 258L232 259V257L230 256ZM235 258V257H234ZM237 258V257H236ZM254 258V257H253ZM257 258V257H256ZM79 259H80V257H79ZM81 259V260H82ZM90 259V260H91ZM95 259V258H94ZM189 258H187V259H185L186 261H189L188 260ZM203 259V258H202ZM202 259H199V261L200 260H202ZM214 259V258H213ZM219 258H217V260H218ZM241 259H243V257L241 258ZM240 259V261H243V260H241ZM246 259V258H245ZM261 258H259L258 260H260ZM76 260H77V258H76ZM81 260H79V262L81 261ZM96 260V259H95ZM196 260H198V259H196ZM237 260H239V256H238V259ZM247 260V259H246ZM254 259H252V261H253ZM255 260H257V259H255ZM254 260V261H255ZM82 261H84V260H82ZM81 261V262H82ZM87 260L85 259V262H86ZM94 261V260H93ZM101 261V260H100ZM99 261V262H100ZM185 261V263H187ZM202 261H204V260H202ZM208 261V260H207ZM207 261H206V264H209V263H207ZM213 261V260H212ZM216 260H214L213 262H215ZM229 261H230V259H229ZM228 261V262H229ZM232 261L234 262V259H232ZM245 261V260H244ZM244 261L241 263V264H243L244 263ZM74 262H75V260H74ZM90 262V261H89ZM190 262V261H189ZM209 262V261H208ZM213 262H210V263H212L213 264ZM218 262V261H217ZM217 262H215V264L217 263ZM224 262V261H223ZM223 262H219L218 264H224L225 262L227 263V260H225V262L223 263ZM259 262V261H258ZM257 261H255L254 262V264H260V263H258ZM261 262V261H260ZM84 263V262H83ZM191 263V262H190ZM197 263V262H196ZM195 263V264H196ZM200 263V262H199ZM234 263H236V260H235V262ZM238 263H240V262H238ZM237 263V264H238ZM246 263V262H245ZM248 263V262H247ZM251 263V262H250ZM261 263H264V262H261ZM78 264V263H77ZM81 264V263H80ZM85 264V263H84ZM189 264V263H188ZM202 264H205L204 262L202 263ZM227 264H230V263H227ZM249 264V263H248ZM252 264V263H251Z\"/></svg>",
    "mask_w": 264,
    "mask_h": 264
},
{
    "label": "built area",
    "instance_id": "2783aa9c",
    "mask_svg": "<svg viewBox=\"0 0 264 264\" xmlns=\"http://www.w3.org/2000/svg\"><path fill=\"white\" fill-rule=\"evenodd\" d=\"M263 26L264 18L243 41L213 36L197 47L200 60L198 78L204 84L205 96L195 115L187 122L188 134L200 135L204 121L226 101L230 75L235 72L239 63L264 44Z\"/></svg>",
    "mask_w": 264,
    "mask_h": 264
}]
</instances>
